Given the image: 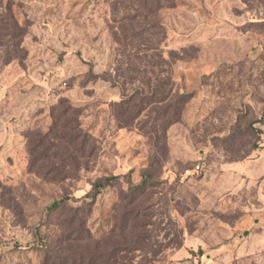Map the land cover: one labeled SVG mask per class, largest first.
<instances>
[{"label": "rangeland", "instance_id": "rangeland-1", "mask_svg": "<svg viewBox=\"0 0 264 264\" xmlns=\"http://www.w3.org/2000/svg\"><path fill=\"white\" fill-rule=\"evenodd\" d=\"M169 4L0 0V264H264V0Z\"/></svg>", "mask_w": 264, "mask_h": 264}, {"label": "trees", "instance_id": "trees-1", "mask_svg": "<svg viewBox=\"0 0 264 264\" xmlns=\"http://www.w3.org/2000/svg\"><path fill=\"white\" fill-rule=\"evenodd\" d=\"M169 1H170V4L169 5H171L170 7L173 8L175 6V0H166V2H169ZM161 2H162V0H157V6L158 7H160ZM156 94L157 93H152L147 98L148 99V102L150 104L155 102V96H156ZM147 99H146V97L142 96V98H141L140 101L143 102L144 100H147ZM134 101H135V98L132 97L130 99H127V100L121 102L119 104V106H124L125 104L130 103V102H134ZM142 102H141V104H139V106H142ZM251 127H252V129H253V131H254V133L256 135V140H255V142L253 144V150L261 149L262 148V143L264 142V140H261V138H260V135H261L262 132L259 129L253 128V126H251ZM117 179H118L117 176H112L110 178H106L103 182H95V183H93L91 192H90V194L87 195V197L90 198L91 201L95 200V198L97 197V195H99L100 192L103 189H105L108 186H111L112 183L114 181H116ZM67 200L68 199L65 197V198H61L58 201H54L50 205L49 211H56V210L60 209L61 207H63V205H65V203H66ZM108 256H109V260H110V259H112V258H114L116 256V252L112 251L111 253L108 254Z\"/></svg>", "mask_w": 264, "mask_h": 264}, {"label": "built area", "instance_id": "built-area-1", "mask_svg": "<svg viewBox=\"0 0 264 264\" xmlns=\"http://www.w3.org/2000/svg\"><path fill=\"white\" fill-rule=\"evenodd\" d=\"M198 169H199V166L196 167V170H198Z\"/></svg>", "mask_w": 264, "mask_h": 264}]
</instances>
